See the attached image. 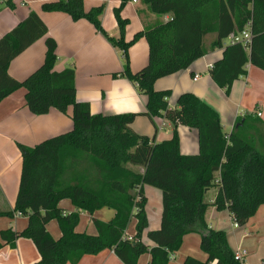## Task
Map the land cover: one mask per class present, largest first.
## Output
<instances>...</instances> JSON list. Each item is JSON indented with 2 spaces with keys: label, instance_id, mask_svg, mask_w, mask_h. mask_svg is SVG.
<instances>
[{
  "label": "trees",
  "instance_id": "trees-1",
  "mask_svg": "<svg viewBox=\"0 0 264 264\" xmlns=\"http://www.w3.org/2000/svg\"><path fill=\"white\" fill-rule=\"evenodd\" d=\"M142 1L151 13L171 18L137 33L130 42L125 39L129 21L121 17L128 0H122L114 11L118 38L110 37L102 27L104 4L86 11L83 0H58L44 3L42 11L64 13L73 21L87 20L121 51L123 68L113 78L128 80L147 98L144 115L152 122L164 118L171 125V137L160 143H156V136L149 138L132 129L140 114L94 115L89 104L78 102L75 71L54 70L57 45L50 37L46 38L40 68L24 81L8 75L10 63L48 34L36 13L31 12L0 40V102L23 88L26 106L33 115L43 116L51 109L67 114L72 108V130L34 147L18 145L22 171L15 208L0 213L13 218L20 212L27 217L23 231L9 229L0 236L12 247L19 238L31 240L40 254V260L33 264H78L85 256L107 250L123 264H139L144 254L150 255L149 264H170L184 237L193 233L200 236V248L207 258L200 261L188 256L181 264H243L235 259L226 232L209 227L207 215L211 208L227 210L243 227L264 206V123L245 115L226 135L219 114L196 95L183 93L170 108L172 92L156 91L154 85L204 57V38L210 34L217 36L210 49L223 50L210 76L227 96L233 83L247 75L248 64L264 71V0ZM4 5L15 9L11 0H0V11ZM248 22L253 35L250 50L241 45L225 46V40L243 31ZM142 38L149 47L148 64L133 72L129 51ZM179 126L198 132L197 154H181ZM144 186L162 194L160 228L147 233L152 245L142 242L148 229ZM212 187L219 191L208 204L204 196ZM64 200L72 204L74 212H63L59 205ZM102 208L115 212L113 220L92 219L96 235L76 232L81 213L92 216ZM132 219L136 234L128 241L125 235ZM51 221L59 224L58 240L47 229Z\"/></svg>",
  "mask_w": 264,
  "mask_h": 264
},
{
  "label": "crops",
  "instance_id": "crops-1",
  "mask_svg": "<svg viewBox=\"0 0 264 264\" xmlns=\"http://www.w3.org/2000/svg\"><path fill=\"white\" fill-rule=\"evenodd\" d=\"M53 1L58 0H11L15 9L3 6L0 11V40L24 21L31 12L36 13L48 29L46 37L36 41L10 63L8 75L14 80L24 81L40 68L45 60L46 38L50 37L57 45L58 59L54 70L61 72L73 68L75 71L78 102L89 104L90 111L94 115L140 114L131 126L136 133L149 138L156 136V143L168 140L172 135L171 125L164 118H154L152 122L144 115L147 98L139 95L128 80L113 78V75L120 73L123 68L121 51L114 48L87 20L73 21L64 13L43 12L42 5ZM83 1L86 11L105 5L100 17L102 27L110 37L118 38L120 32L114 11L120 7L122 0ZM121 17L129 21L125 35L127 42L132 41L137 33L158 22H167L171 18L170 15L158 16L151 13L142 0H128ZM216 38V34L207 35L204 38L206 55L195 61L188 69L159 79L154 88L156 91L172 92L169 99L170 108L175 107L176 100L181 94L193 93L219 114L224 133L229 135L239 117L252 115L264 123V71L248 64L247 75L233 83L227 96L210 76V66L223 57L222 49H210ZM129 55L132 71L142 70L148 64L147 41L144 38L139 40L130 48ZM196 75L200 78L194 81ZM26 93L22 88L0 102V213L13 212L15 208L22 171V157L18 145L34 147L73 128L72 108L68 109L67 114L51 109L46 115L36 116L26 106ZM257 113H261V116L258 117ZM178 134L181 154H197L198 132L179 126ZM217 178L219 179V174ZM143 190L147 199L145 210L148 229L143 233L142 242L152 245L147 233L160 228L162 194L150 186H144ZM218 191V187L210 188L204 196L205 203L212 204ZM59 206L67 214L75 211L68 200L62 201ZM114 216L115 212L109 208L106 211L98 210L92 216L81 213L76 232L96 235L97 231L92 219L109 222ZM207 222L210 228L226 232L233 251L238 247L247 251L246 264H254V260L257 264H260V261L264 264V206H261L256 216L243 227H234L229 212L217 211L216 208H211L208 212ZM27 223L28 219L25 216L14 215L13 218L0 216V232L9 229L21 232L26 228ZM135 227L136 221L132 219L126 235L135 236ZM47 229L55 240L61 237L57 221H51ZM200 241L198 234L185 236L180 251L170 264H181L188 256L205 261L207 256L200 248ZM39 260L40 254L31 240L19 238L12 247L0 236V264H33ZM150 260V255L146 254L140 257L139 264H149ZM78 264L123 263L113 251L107 250L95 256H85Z\"/></svg>",
  "mask_w": 264,
  "mask_h": 264
},
{
  "label": "built area",
  "instance_id": "built-area-1",
  "mask_svg": "<svg viewBox=\"0 0 264 264\" xmlns=\"http://www.w3.org/2000/svg\"><path fill=\"white\" fill-rule=\"evenodd\" d=\"M252 40H253L252 24H251V22H248L243 31L231 34L226 39V42L224 45L225 46L241 45L247 51H249L251 48V45H252ZM212 66H210V69L212 68ZM199 78H200V76L196 75L193 80L197 81ZM257 115H258V117H260L261 113H257ZM15 216L16 217H23V215L20 212L16 213ZM233 225H234V227H239L238 224L235 222V220H233ZM125 239H127L128 241H132L133 237L125 235ZM234 255H235L236 260H238L241 263H244L245 258L247 256V251L243 248L238 247L234 251ZM173 259H174V256L171 257V260H173Z\"/></svg>",
  "mask_w": 264,
  "mask_h": 264
},
{
  "label": "rangeland",
  "instance_id": "rangeland-1",
  "mask_svg": "<svg viewBox=\"0 0 264 264\" xmlns=\"http://www.w3.org/2000/svg\"><path fill=\"white\" fill-rule=\"evenodd\" d=\"M206 41H208V40H206ZM225 42H226V40H225ZM102 209H104V210L106 211L107 208H102ZM102 209H100V210H102ZM144 255H146V254H144ZM144 255H142V256H144ZM142 256H141V257H142ZM243 264H246V261H245V263H243ZM254 264H257V261H256V260H254ZM260 264H261V261H260Z\"/></svg>",
  "mask_w": 264,
  "mask_h": 264
}]
</instances>
